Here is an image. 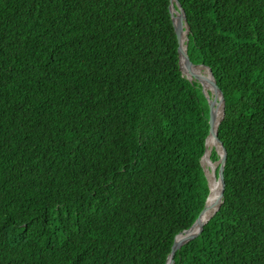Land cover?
Listing matches in <instances>:
<instances>
[{
	"label": "trees",
	"instance_id": "16d2710c",
	"mask_svg": "<svg viewBox=\"0 0 264 264\" xmlns=\"http://www.w3.org/2000/svg\"><path fill=\"white\" fill-rule=\"evenodd\" d=\"M179 1L223 91L226 185L175 264H264V0ZM169 5L0 0V264H166L197 219L209 103Z\"/></svg>",
	"mask_w": 264,
	"mask_h": 264
},
{
	"label": "water",
	"instance_id": "95a60500",
	"mask_svg": "<svg viewBox=\"0 0 264 264\" xmlns=\"http://www.w3.org/2000/svg\"><path fill=\"white\" fill-rule=\"evenodd\" d=\"M176 4V6H175ZM170 13L172 16V20H173V25L175 28V32L177 34V38H178V52H179V62H180V69L182 71V74H184L188 79L193 80L196 79L198 80L201 85H202V90L205 94V96L208 99V103H209V124H210V131L209 134L206 138V150L204 155L201 158V164L203 166L205 175L208 179L209 182V187H210V192L209 195L211 193V186H210V179L207 173L206 168L204 167L203 164V158L206 155V151H207V139L210 135H214V137L217 139L219 146L214 147V149L216 150L217 154H218V158L216 161H213L214 163H216V168H215V176L216 178L219 180L220 183V191H219V195H218V206L216 207V209L214 210V212L210 215V217L218 210V208L220 207L222 200H223V193H224V189H225V185H226V181H225V177H224V164H225V160H226V148L223 144V142L220 140L218 133H217V129L213 130V119H214V115H213V98H211V92L213 91L212 88L207 89V81L206 78L207 76L205 75L203 68L207 69L208 73L212 76L213 78V82H212V87L214 88L215 91L219 92V101L222 103V116L221 119L224 115V96H223V91L221 90V88L217 85L213 73L211 71V68L202 64H196L194 63L188 53H187V43L185 42L184 38H183V30L186 31L187 33L190 30V26L188 24L187 18H186V13L184 8L182 7L181 3L179 0H170ZM179 11L183 17V22H179L176 20L175 18V12ZM188 40V37L187 39ZM182 61L185 63H188L190 65L191 69H185L182 65ZM202 68V69H201ZM220 119V120H221ZM220 122V121H219ZM219 124V123H218ZM218 128V125H217ZM211 160V158H210ZM209 195L206 199L205 205L202 208L201 212L199 213L197 219L194 221V223L187 229L181 231L180 233H178L175 237L172 249L170 251V253L167 256V260H166V264H175V259H174V255L176 253V251L180 248V246L184 243H186L187 241L191 240L192 238L196 237L202 230L204 224L207 222V220L210 218H208L200 227V229L197 232L191 233L193 231V228L195 227L198 219L200 218V216L202 215V213L204 212V210L207 207V201L209 198Z\"/></svg>",
	"mask_w": 264,
	"mask_h": 264
},
{
	"label": "bare ground",
	"instance_id": "6f19581e",
	"mask_svg": "<svg viewBox=\"0 0 264 264\" xmlns=\"http://www.w3.org/2000/svg\"><path fill=\"white\" fill-rule=\"evenodd\" d=\"M175 18L177 21L183 22V17L179 11L175 12ZM183 38L186 41L187 32L184 30H183ZM182 65L185 69L186 68L191 69L190 65L188 63H185L182 61ZM203 70H205L204 73L207 76L206 88L207 89L212 88L213 93H215L218 96L219 92L215 91L214 88L211 86L212 82H213L212 76L208 73L206 68L205 69L203 68ZM212 109H213V115H214L213 130H216L217 125H218V123L221 119V116H222V103L220 101H218L217 99H215L213 101V108ZM208 139H207V141H209L210 144H213L212 149L214 148V146H219V143H218L217 139L214 137V135H210L208 137ZM210 154H211V149L209 151H206V155L203 158V164H204V167L206 168V170L208 172V176L210 179L211 193H210L208 201H207L208 205H207L206 209L204 210V212L202 213V215L200 216V218L198 219V221H197V223H196V225L193 228V231L191 233L197 232L200 229V227L202 226V224L210 217V215L214 212V210L218 206V195H219V191H220V183H219V180L215 176V168H216L217 164L214 163L212 160H210ZM210 167H211V169H210Z\"/></svg>",
	"mask_w": 264,
	"mask_h": 264
},
{
	"label": "rangeland",
	"instance_id": "374dc122",
	"mask_svg": "<svg viewBox=\"0 0 264 264\" xmlns=\"http://www.w3.org/2000/svg\"><path fill=\"white\" fill-rule=\"evenodd\" d=\"M215 97V98H214ZM211 98H213V101L215 100V99H217L218 101H219V97L215 94V93H213V91L211 92ZM209 140V139H208ZM212 146H213V144H210V142L209 141H207V151H209L210 149H211V151H212ZM214 147H216V146H214ZM213 164V163H212ZM210 169H211V167H210ZM208 173V172H207Z\"/></svg>",
	"mask_w": 264,
	"mask_h": 264
}]
</instances>
